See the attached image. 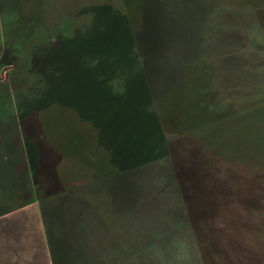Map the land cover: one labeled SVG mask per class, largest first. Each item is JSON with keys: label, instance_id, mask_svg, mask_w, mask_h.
<instances>
[{"label": "rangeland", "instance_id": "1", "mask_svg": "<svg viewBox=\"0 0 264 264\" xmlns=\"http://www.w3.org/2000/svg\"><path fill=\"white\" fill-rule=\"evenodd\" d=\"M59 35L104 45L100 68L120 74L139 70L134 49L161 127L126 94L100 133L73 108L39 109L50 95L25 75L18 109L16 72ZM0 200L30 208L0 217V254L6 238L36 264L50 257L24 224L37 214L69 264L124 262L117 245L132 237L134 264H264V0H0Z\"/></svg>", "mask_w": 264, "mask_h": 264}, {"label": "trees", "instance_id": "2", "mask_svg": "<svg viewBox=\"0 0 264 264\" xmlns=\"http://www.w3.org/2000/svg\"><path fill=\"white\" fill-rule=\"evenodd\" d=\"M105 8L107 9L110 7ZM108 10L109 12H111V9ZM121 17L124 19L123 16ZM59 36H61L64 41L63 39L61 41L60 37L58 41L60 43L54 46V48H49V44L38 46L32 51V56L30 57L31 64L29 65L30 67H28L26 71H21V73L19 71L16 72V74H20L18 82L17 80L14 81V96L18 109H20L21 106L20 100L23 88L27 90L25 81L26 83H38V85L40 83H43L46 87L44 93L47 92L46 95H50V98L49 101L44 102L39 107V109H42L51 103H60L67 107L73 108L77 112L76 115L80 119L90 122L94 127H97L100 130V133L107 130L108 124L116 123V116H111L110 113H113L114 107L116 108L118 104L122 102L126 94L129 95L130 104L131 102L136 103V101H139L143 102V104L146 106L151 105L149 106V108L151 110L152 120L157 126L159 124L161 127V125L163 124V116L161 118L160 110H158V106L155 102L157 98L155 99L150 89L154 86V84L148 82V77H145L142 73V70H140L141 67L138 64L139 62L137 63V61L135 60L136 52L134 51V49H132V51L130 52L133 57L129 58L132 64L135 61L136 66H138L139 70L137 69V67L134 70L132 65L130 71L127 67H125L126 73L120 74L116 70L117 66H115V69H113V71H109L108 69L103 70L100 68L101 60H103L104 58L102 52H107L104 45H98L97 47L94 44V46L92 47L91 45H89L90 41L85 40L84 36H73L69 38L64 37V35ZM61 45H63V51L58 52L62 53L61 56H59V58L51 56L50 53L53 50L55 52L60 48ZM131 45L134 47V44L131 43ZM20 50L21 49H18V52ZM85 50H87L88 52H86ZM106 56L108 59H110L109 62L113 61V56L110 57L109 54H106ZM77 59H82L81 64L86 67L84 72L82 69H80L82 66L76 64ZM94 67H98L100 69L95 72V70H92L94 69ZM134 71L138 73L134 74ZM21 75L26 76L25 81L22 80L23 78L21 77ZM85 75L89 77L85 78ZM146 78L148 79V81L146 80ZM61 85H64V87H61ZM119 87H121L120 90ZM38 88H40V85ZM175 93L176 91L174 89L166 92L161 97L162 101L171 98V96ZM147 116H149V114ZM140 117L142 119H145L143 115ZM160 127H157L158 131H162ZM160 137L163 139V134H161ZM30 143L32 142H29L27 140L25 141V146L27 148L26 152L30 160V169L33 175L34 166L37 163L30 153ZM17 147L19 148L15 149L21 148L20 146ZM17 153L18 151H14L13 153H9L8 155L13 158ZM3 158L5 159V161L8 160L6 155H4ZM7 165L14 171V168H12L14 166V163L12 164V166L11 164ZM16 174L14 172V174L12 175L15 179V181H12V184L17 183L16 177H21L19 181H21V183L24 182V172H19L17 175ZM10 181L11 180H9V182ZM14 185L16 188H13L12 190L15 191V194H18L17 192L21 193L23 191L22 187L24 185L18 190V184ZM31 186L33 189H35L34 191L38 192L39 187L36 188V185L34 186L33 184H31ZM26 190L32 192L31 189L26 188ZM62 190L64 191L66 189ZM17 196L20 197L21 195L19 194ZM1 202L2 201L0 200V217L3 218L2 220L6 218V215L7 219H10L11 217H13V215H23L26 214L28 210H30V208L26 209L25 211L19 209L24 204H26V201L18 202L17 204L12 202V205L9 206V208L6 210L1 209V206H4L3 204L5 203V201L3 204H1ZM185 205H187V203H185ZM26 220H29L32 223V229L34 232L31 231V233L35 234V236L33 234V239L36 245L40 243L43 246L44 232L45 236L48 237L50 257L49 260H47L46 258L45 264H69L68 254L62 251L63 248L57 247L59 249L56 251V247L53 246L54 244L52 245L53 241H51L52 237H50V234L47 230L48 222L46 223L45 217L42 215L39 219L37 214L36 217L33 218H24L25 223ZM36 230L38 231L37 234ZM127 236L130 237V235ZM132 238L128 241L125 240V242L118 243L117 247L119 248V250L125 253L124 262H121V259L124 258L123 256V258H120L119 264H134L136 262V256L140 251V244ZM2 242H5V245L8 243V245H10L11 247L1 249L0 264H29L28 260L23 258L25 256L24 251H19V253L12 251V249L15 248L11 245L12 243L9 242V240L6 242V238H4ZM63 245L64 244H62V247ZM95 264L103 263L101 261H96ZM104 264L108 263L104 262Z\"/></svg>", "mask_w": 264, "mask_h": 264}, {"label": "crops", "instance_id": "3", "mask_svg": "<svg viewBox=\"0 0 264 264\" xmlns=\"http://www.w3.org/2000/svg\"><path fill=\"white\" fill-rule=\"evenodd\" d=\"M24 224H25V222H24ZM43 240H44V237H43ZM18 246H19V244H18ZM36 246L40 247L39 244L36 245ZM18 249H19V248H18ZM18 249H12V251L16 252ZM19 251H24V254H25V252H28L29 250H28V249L23 250V249L21 248V249H19ZM45 252H46L45 259L47 258V260H49V256H48V254H47V249H46ZM23 258L26 259V255H25ZM26 260H28V263H29V264H36V260H35V259L30 260V259H29V256H27V259H26Z\"/></svg>", "mask_w": 264, "mask_h": 264}]
</instances>
